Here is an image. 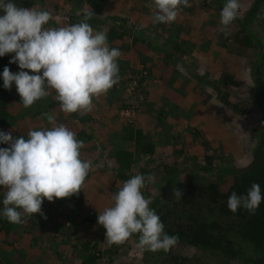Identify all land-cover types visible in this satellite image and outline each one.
Returning <instances> with one entry per match:
<instances>
[{"label":"rangeland","instance_id":"rangeland-1","mask_svg":"<svg viewBox=\"0 0 264 264\" xmlns=\"http://www.w3.org/2000/svg\"><path fill=\"white\" fill-rule=\"evenodd\" d=\"M52 1L54 0H49V2L45 4L47 11L53 14L51 21L58 24L60 27L67 26V22L62 15L66 14L69 9V4L60 0L57 6H54L57 8L54 9L52 8ZM129 1L130 3L128 0H110L109 4L112 5L114 2H122L120 9H122L125 14H128V7L129 10H131L132 4H139L142 6L144 0ZM245 2L246 0H239L241 7L237 16H240L242 11L247 10ZM146 3L151 5L152 0H146ZM189 4L191 5V10H189V7H181L178 12V14L181 15L184 13V16L187 18L184 21H187L189 26L180 30L176 40L171 38L166 41L167 43L175 41L179 48V54L173 56L171 60L166 62L160 61L159 57L161 53L157 52L160 51L159 41H156V44H158L155 49L156 51H151L153 49H150L151 52L148 51L149 55L152 56L151 59L147 58L148 56L144 59V54L141 55L140 53H138L140 58L138 59L137 57H132L131 52L125 49L123 39L128 41L129 38L124 36L115 40V46L118 47L121 53L117 63L123 65L124 69L125 66H127V68L130 66V70H132L130 74H136V70L134 69L135 66H133L132 61L137 62L139 69H144L146 71V75L137 77L138 88L136 86L134 87L137 88L140 94L134 93L131 94V96H124L125 104H127L128 107L140 106L137 108L138 111L134 112V116L131 117L130 120L138 118L137 120L141 123V129L146 131L148 138L145 140L143 139L142 143L149 140L157 146L158 150L156 149V151H160V153L168 158L155 159L154 162L172 167L173 164L171 162L174 159L176 167L179 168V171L175 172L174 176L176 175V180H178V182L187 184V187L188 183L204 186L211 179L218 177L219 168L227 167L234 161L236 167L239 168L250 162L251 159H249V157L252 158V154L258 153L264 155V141H261L262 139L260 140L263 135L255 134L257 131L260 133L264 131V125L263 128L260 129L262 114L257 108L250 105L251 100L253 101L252 96L255 93V88L250 76L259 75L264 83V20L253 21V23L256 24L253 33H255L261 42H259V44L257 43V46L252 43L250 47L252 51L250 52V49L248 50L250 53L244 51L245 48H242V46L238 44L239 41H234L232 39V33L240 30L234 22L229 26V34L225 39L226 43L223 49L221 47V41L222 37L226 36L221 31L220 13L217 12L215 0H190ZM77 11L78 10L73 11L72 14ZM130 20L135 22L133 19ZM139 24L140 23H136L135 25L137 26ZM136 35L143 40L151 41L147 33H143V31H137ZM261 45L262 47L259 49ZM122 50L125 51L123 52ZM135 50L140 49L136 48ZM260 55L262 58H260ZM259 59H263V61ZM254 60H256V62H253ZM128 61L130 64H128ZM218 61L220 62L222 70L221 75L224 77L234 75L237 87H224L221 86L220 78L215 79V81L212 79L213 64ZM203 71L206 72L205 76L201 73ZM125 72L126 71L123 73ZM130 74L126 72L124 77H127V79L129 77L133 78L134 76H130ZM54 95L55 93L44 98L42 101H37L30 107L31 109L28 108L23 111L18 115L22 121L19 120L14 124L15 126L10 127L6 132L11 131L13 137L19 135L20 131H18L17 127L21 125L22 122L28 124L30 130L51 129L52 125L48 123L47 117L42 114L52 113L55 116L57 124H64L77 135L80 132L79 123H77V120L72 114L66 115L61 112L59 104L50 109H46L44 112H40V114L35 117L26 114L35 113L40 104L43 105L56 101ZM101 97H108L109 99L111 96H108L107 93L106 95H101ZM98 101L97 97L93 98L92 103L95 108L91 110L93 127L99 132L94 134L96 146L92 148L89 146L91 145L89 142H85L84 147L81 149V158L91 161L92 167L80 190V194L85 199L80 210L85 212L86 208L87 210L89 207L94 208L96 219L94 225H97L98 213H102L107 207L106 201L99 196L106 195L111 199L112 196H110L111 194L108 188L111 187L112 191L117 192L119 186H122L121 183H118L119 181L117 179L118 182L115 179H111V173L108 172L111 166V153L109 154L108 152L106 155L103 154L100 150V144L104 148H106L107 144L103 140V137L102 139L100 137L101 142L98 144L96 136L100 134L107 137V132L110 131L108 128L113 130L116 129L118 125H124L125 123L124 118H120L119 114L118 117H116L113 110L98 109ZM140 104H144V112H142L143 106ZM240 104L245 107L242 115L237 113V108ZM102 127H105V129H101ZM88 134H90L89 130L85 128L83 135ZM107 138L111 146H109L110 152L116 149L126 148L127 146V143L120 139V135H112ZM112 138L113 140H111ZM81 139L84 141L85 138L81 136ZM125 148L123 150H125ZM173 149H177L178 151L182 149V154L174 156ZM208 155L212 156V159L218 164L222 162L227 163V165L221 164V166L215 164L212 172H199L200 170H198L197 166L202 165V157ZM246 156H248L246 159H242ZM136 158H141L143 168H149L155 164L154 162L150 163V159H145L143 156L137 154ZM145 171L148 173L150 172V170ZM153 177L154 180L151 183H148L146 180L145 187L142 189V194L150 201V207L152 205L154 209H167L171 206L174 197L173 187L175 185V180L171 182L170 185L165 186L164 191L159 192V187L165 184L155 180L157 179L155 176ZM4 191L5 189L0 188V209L4 207ZM185 196L194 197L195 194H192L190 190L187 189ZM94 197H98L96 198V202L89 200L91 198L94 199ZM67 212L66 209L65 211L63 210V215L65 216ZM177 214L178 212L176 211L175 216ZM33 216L32 219L34 220L41 219V222L32 220L37 226L40 225V228L35 231L39 233L37 241L40 242L42 240L41 244L52 239L54 230L51 229L50 226L54 227L56 231L55 237L58 238L61 236L62 238L64 236L63 231H60V226H58L53 219L49 218L48 221L43 222V217L38 214ZM202 216L205 219H211L230 227V231L226 235L232 244V248L237 251V261L227 260L222 255L177 242V244L168 251L165 257L166 260L164 261L165 264H243L240 262V259H247L255 255V252L250 246L242 242L234 234L235 228L233 219H224L219 217L216 212L209 214L206 211L202 213ZM177 221L179 223L184 222L181 218L177 219ZM8 226L11 233L18 231L15 236L12 235L9 238L8 245L10 249L1 248L0 246V262L10 261L14 262V264H24L20 259H16L17 255L15 252L22 249V244L20 242L24 241L27 231L21 229L24 226L23 223L19 225L9 223ZM94 232V229L89 230L87 237H81L77 233L69 235L66 237V240L60 242V244L53 238L50 243L45 244V246H47V248L44 249L45 260L38 258L31 264H74L75 262L72 261H76V264H78L83 258V254H75L74 260L68 261L70 259L69 257H72L74 254L69 244L71 243V245L74 246L83 240H92L90 236L93 235ZM0 244L3 245L2 242H0ZM27 245H29V243ZM136 245L133 238H130L121 245H113V247L118 248L117 254L120 251L123 253L120 259L122 262H119V264H157L152 260L151 256L153 253L151 252L145 256L147 260L144 262L142 259L144 251L137 248ZM24 246H26V244ZM99 246L104 247L100 244ZM105 248L106 247H104V249ZM25 250H29L30 253H32L30 249L24 248L23 251ZM2 259L3 261H1ZM181 259H184V261H181ZM187 261L189 262L186 263Z\"/></svg>","mask_w":264,"mask_h":264},{"label":"clouds","instance_id":"clouds-1","mask_svg":"<svg viewBox=\"0 0 264 264\" xmlns=\"http://www.w3.org/2000/svg\"><path fill=\"white\" fill-rule=\"evenodd\" d=\"M181 5L191 6L189 0H152L153 22H174ZM240 7L239 0H227L220 12L226 37ZM0 13V57L14 53L9 63L18 64L21 70L14 74L5 67L3 87L10 89L15 84L24 109L55 93L61 112L86 114L94 97L106 95L119 83L121 53L109 48L104 31H95L88 23L92 12L84 13L76 24L58 28L44 27L52 19L49 11L18 7L12 0H0ZM132 79L137 87V77ZM42 115L51 129L30 130L27 139L0 131V144L8 145L0 148V188L5 189L0 215L11 224L41 214L45 199L51 203L79 193L92 167L91 161L81 158L84 143L76 133L57 124L52 113ZM146 180L151 183L154 177L138 174L123 182L111 197L112 206L98 213L97 223L106 230L104 242L109 247L135 234H139L136 246L142 251L168 252L177 244L178 236L164 232L159 215L142 194ZM174 195L180 199L182 193L174 189ZM262 199L260 185L253 183L246 194L232 192L227 207L233 214L244 209L254 215Z\"/></svg>","mask_w":264,"mask_h":264},{"label":"trees","instance_id":"trees-1","mask_svg":"<svg viewBox=\"0 0 264 264\" xmlns=\"http://www.w3.org/2000/svg\"><path fill=\"white\" fill-rule=\"evenodd\" d=\"M67 4H69V9L66 14H63L64 20L68 25L76 24L83 19V15L86 12H92L93 16L88 21V23L92 26V28H97L98 31H104L107 34V41L109 48H116L115 40L120 39L121 37H126L129 34V31L133 28V24H130L126 18L123 16H113V17H104L102 10L106 3V0H63ZM190 1V0H189ZM18 7L24 8H32L35 7L37 10H46L45 0H12ZM227 0H215V4L217 6V12H221L224 4ZM213 3V2H212ZM245 5L247 10L241 12L240 16H237L234 23L240 29L238 32L232 33L231 37L234 41H239L238 44L245 48L244 51L249 52L252 43L257 46V43L261 42L259 38L253 33V30L256 27V24L253 21H261L264 20V0H246ZM184 8L183 5H181ZM52 8L56 9L57 7L52 6ZM53 10V9H52ZM72 14L73 11H76ZM189 10L191 8L189 7ZM59 12V11H58ZM3 13H0L2 15ZM60 14V13H59ZM62 14V13H61ZM258 14H261V18H258ZM53 14L51 13V16ZM212 20V19H211ZM214 20V19H213ZM114 25V27H113ZM254 25V26H253ZM44 27L47 28H58L60 27L58 24L53 23L51 20ZM188 28V27H187ZM227 37H222L221 47L226 43ZM255 41H254V40ZM133 46L137 43H141L143 46L148 47L149 43H145V41L139 36H134L132 38ZM262 45L259 46L261 49ZM178 48V46H177ZM179 49V48H178ZM176 49V50H178ZM252 50L250 49V52ZM249 52V53H250ZM13 54H6L4 57H0V131L6 132L10 127L15 126L19 120L22 121L18 115H20L24 109L20 104V96L16 90V86L13 83L10 89H5L3 87V79L2 73L5 67H8L12 73H18L21 71L18 67V64H11L9 61L12 59ZM168 58V55H166ZM261 56V55H260ZM262 58V56L260 57ZM169 59H166L168 61ZM260 61L263 59H259ZM253 62H256L254 60ZM119 83L113 86L112 89L108 91V97H97L98 98V109L100 110H113L115 112V116L118 117V113L120 110L125 109L127 104H125L124 96H131V93L127 91L129 79L127 77L122 76L123 72L127 73L130 70V66H124L119 64ZM27 71V70H25ZM129 73V74H130ZM29 74H33L29 72ZM42 74V73H41ZM222 74V73H221ZM227 75V74H224ZM251 81L255 88V93L253 94L250 105L252 107L257 108L262 114L261 127L264 125V83L262 82L259 75H251ZM221 86L224 87H237L236 79L234 75H230L229 77L220 76ZM138 88V81H137ZM137 93H139L136 90ZM133 94V93H132ZM140 94V93H139ZM44 98L41 99V101ZM59 103L57 101L49 102L47 104L39 105L38 110L35 113H26L28 116H37L40 112H44L46 109H50L55 107ZM143 106L142 112H144V104H140ZM240 104L237 108V113L239 115L243 114V110L245 107H241ZM138 106H134V112L138 111ZM31 109V108H30ZM27 112V111H26ZM145 114V113H144ZM73 117L77 120V123L80 125V132L77 134V139L82 140L81 136L84 139L83 143L89 142L90 147L96 146L94 134L99 133L93 127L94 124L92 122L91 111L84 113H76L72 114ZM134 116V114H133ZM18 119V120H16ZM138 119V118H137ZM137 119L135 120H125L124 125H118L116 129L107 132V137L109 136H119L122 141H125L127 144L125 150L124 148L116 149L113 152L109 151L110 142L107 137L104 135H97L96 141L99 144L101 142L100 137L107 144L106 148H104L100 144V150L104 155L109 152L111 153L110 157V168L108 172L111 173L112 180L117 179L118 183L123 184L126 180L132 178L135 175H143L147 177L148 175L155 176V180L162 182L161 187H159V192L164 191L165 186L170 185L171 182H175L173 189H176L182 193L180 199H176L175 195L172 199L171 206L167 209L155 208L151 207L156 211L159 215L161 222L164 225V232L168 235L178 236V242L183 244H188L196 247L197 249L216 253L222 255L227 260L237 261V251L232 248V244L227 238V233L230 231V227L223 225L217 221L211 219H205L202 216L203 212L217 213L219 217L227 219L231 218L234 220V234L245 244L249 245L250 248L255 252L253 256L248 257L247 259H240V262L243 264H264V199H262L261 204L254 215L249 214L244 209H239L235 214H233L227 207V200L232 192H236L238 195L246 194L247 190L251 187L253 183H258L261 187V194L264 196V155L262 154H252V158L249 157L250 162L247 165H242L239 168L236 167L235 161L230 163L227 167L218 169V177L211 179L204 186H200L194 183L184 184V182H178L176 180L175 172L179 171V168L176 167V162L173 159L171 162L173 164L172 167H168L166 165H161V163H155V159H168L164 154L160 153L157 146H155L149 140L142 143L143 139H147V133L145 130L141 129V123ZM87 128L89 130L88 135H83L84 129ZM18 131H20L19 135H15L13 138H19L23 136L27 139V133L30 131L29 125L24 124L17 127ZM101 129H105L102 127ZM263 135L260 138L261 141H264V131L260 133L259 131L255 132V134ZM113 140V138L111 139ZM134 142V143H132ZM260 142V141H259ZM132 143V144H131ZM86 145V144H85ZM130 146V147H129ZM8 145L0 144V148H6ZM111 147V146H110ZM173 155L182 154V149L179 151L173 149ZM185 153V152H184ZM136 154L143 156L145 159H150V163H155L149 168H143L141 164V158H136ZM173 156V157H174ZM172 157V158H173ZM248 156L242 159H246ZM100 158V157H99ZM170 159V158H169ZM202 165H198V170L201 173L212 172L214 170L215 164L217 165H227V163L218 164L212 159V156H203L202 157ZM241 160V159H238ZM237 160V161H238ZM228 161V160H226ZM185 162V161H184ZM221 165V166H222ZM142 166V167H141ZM150 170L148 173L145 170ZM139 170V171H138ZM131 171V172H130ZM174 184V183H173ZM121 186H119L120 188ZM110 192V196H113L116 192L112 191L111 187L108 188ZM189 189L190 192L195 194L194 197L185 196L186 190ZM189 192V191H188ZM106 201L107 207L112 206L113 201L107 197L106 195L99 196ZM96 198L94 200L96 202ZM55 211L53 212V216L55 217L54 222L56 224H60V220L65 218L69 219V225L71 226L68 230L65 231V239L69 235L79 234L81 237H87L88 231L93 227L95 232L90 237L92 240H83L79 244H75L74 246L69 244L74 252L73 258L75 254L82 253L83 258L80 260L78 264H113V261L117 257V247L108 246L105 242V229L95 224V213L94 208H86L85 212L80 210L81 205L84 203L83 196L79 193L74 194L71 197L64 199H54ZM68 211L65 216L63 215V210ZM3 207L0 209L2 212ZM178 214L175 216V212ZM181 218L182 221L179 223L177 219ZM51 219V218H50ZM33 220V219H32ZM31 219H28V225L30 229L36 230L40 228V225L34 223ZM9 222L0 215V232H5L9 229ZM87 227V228H85ZM51 229L54 230V227L50 226ZM61 229V227H60ZM134 239L135 243H138L139 234H135L131 237ZM61 241V242H62ZM102 245L106 247H100ZM9 246V245H8ZM149 254V252L144 251V256L142 257L145 262V256ZM168 252L159 251L152 254V260L157 264H165L166 255ZM180 258V257H178ZM174 259V258H173ZM3 261V259L1 260ZM178 261V260H177ZM176 261V262H177ZM184 261V259H181ZM187 261L186 263H188ZM0 264H4L0 262ZM7 264H12L7 263Z\"/></svg>","mask_w":264,"mask_h":264},{"label":"crops","instance_id":"crops-1","mask_svg":"<svg viewBox=\"0 0 264 264\" xmlns=\"http://www.w3.org/2000/svg\"><path fill=\"white\" fill-rule=\"evenodd\" d=\"M45 2H49V0H45ZM60 2V0H54L52 1L53 6H57V4ZM110 0H106V3L103 7L102 13L104 17H113V16H123L124 18L127 19V21L131 24H133V28L129 31V35L126 36L127 38H129L128 41H125L123 39V44L125 45V49H128L129 52H131L132 57H137L139 58V54L141 55L144 54V59L145 57L147 58H152V56L149 55V52L151 51H156L155 49L157 48L158 44H156V41H159V50L157 52L161 53V56L159 57L160 61L162 62H166V59L171 60L173 58V56L179 54L177 45L175 43V41H170V42H166L168 39H174L176 40V38L179 35V32L181 29L186 28V26H189L187 21L185 22L184 20H186V16H184V13L178 14L177 18L174 22L170 23V24H157L153 22V15H154V11L152 10V8L150 7V4L146 3V0L143 1V5H131V10H129L128 7V14H125L121 8V3H117L114 2V4L110 5L109 4ZM128 2L130 3V1L128 0ZM119 8V9H118ZM191 17V16H190ZM130 19H133L135 22H132ZM192 19V17H191ZM182 21V22H181ZM184 21V23H183ZM136 23H140L139 25H135ZM114 27V25H113ZM95 31H98L97 28H94ZM140 32L143 31V33H147V36L151 39L150 40H144L145 43H149L148 47L143 46L141 43H137L135 46H133L132 43V38L134 36H136V32ZM138 36V35H137ZM130 41V43H129ZM116 43V41H115ZM116 45V44H115ZM140 49V50H135V49ZM150 49H153L150 51ZM224 49V48H223ZM226 50V49H225ZM123 52L125 50H122ZM149 51V52H148ZM168 55V58L167 56ZM136 58V59H137ZM128 64H130V62L128 61ZM133 66H135V70H136V74H130V76H134V77H138V75H146V71L144 69H139V66L137 65V62L132 61ZM212 79H219L222 73L221 67H220V62H216L213 64V68H212ZM144 70V71H142ZM138 72V73H137ZM130 73V72H128ZM204 76L206 75V72L203 71L201 72ZM126 74L123 73L122 76ZM135 93H137L135 91ZM95 108L93 107V103H92V108L91 110ZM97 108V107H96ZM114 130V129H113ZM143 130V129H142ZM89 200H94L93 198L89 199ZM85 201V199H84ZM55 201L53 202H49L46 199L43 201L42 206H41V214H38L39 216L43 217L44 219H42L43 222H46L49 220V218L51 219H55V217L52 215L53 212L55 211ZM34 216H31L30 219L32 220ZM29 217H25L24 220L25 222L23 223L24 226L21 228L22 230L27 231L26 233V237L24 239L23 242H20L22 244V249H20L19 251H16L15 254L17 255L16 259H20L24 264H31L34 260H37L38 258H40L41 260H45V256H44V249L47 248V246H45V244L50 243L51 240L54 238L55 240L58 241V243L60 244V242L62 241V239H65V235L61 238V236H59L58 238L55 237V233L52 237V239H50L47 242H42V240L40 242H38V237H39V233L33 229L29 228L28 225V220ZM34 220V219H33ZM34 221H38L41 222V219L38 220H34ZM61 225L58 224V226L61 227L60 231H63V234L65 233V231H70L68 230L71 226L69 225V219H65L62 218V220L59 221ZM91 229H94L93 227ZM18 231V230H17ZM17 231L15 233H11L10 232V228L8 230H6L5 232H0V242L3 243V245L0 244L1 248H7L10 249V247L8 246L9 244V238L12 235H16ZM60 233V232H59ZM23 234V233H22ZM61 234V233H60ZM34 237V238H33ZM38 242V243H37ZM29 243V245H27ZM57 243V244H58ZM26 244V246H24ZM37 244V245H36ZM36 245V246H35ZM35 246V247H34ZM24 248L26 249H30L32 251V253H30L29 250H24ZM122 254L121 251L118 252L116 259L113 261V264H119V262H122L120 259L122 258ZM70 260H74L73 255L72 257H69ZM65 259V258H63ZM75 262L74 264H76V261H72ZM4 264L9 263V261H5L2 262ZM12 264H14V262H10ZM18 264V263H16ZM51 264V263H49Z\"/></svg>","mask_w":264,"mask_h":264},{"label":"built area","instance_id":"built-area-1","mask_svg":"<svg viewBox=\"0 0 264 264\" xmlns=\"http://www.w3.org/2000/svg\"><path fill=\"white\" fill-rule=\"evenodd\" d=\"M128 79H130V83H128V86L130 88H128L127 91L132 94L136 83L135 80L132 79L131 77H129ZM133 114L134 111H133V107L131 106L130 107L126 106L125 109L119 111L120 118H124V120H130V118L133 117Z\"/></svg>","mask_w":264,"mask_h":264}]
</instances>
